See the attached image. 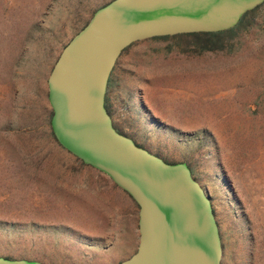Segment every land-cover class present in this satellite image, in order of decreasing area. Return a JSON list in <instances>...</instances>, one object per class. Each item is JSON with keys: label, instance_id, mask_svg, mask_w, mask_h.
I'll return each instance as SVG.
<instances>
[{"label": "rangeland", "instance_id": "rangeland-1", "mask_svg": "<svg viewBox=\"0 0 264 264\" xmlns=\"http://www.w3.org/2000/svg\"><path fill=\"white\" fill-rule=\"evenodd\" d=\"M110 1L0 0V256L109 264L121 248L136 251L138 206L133 232L121 227L122 243L106 242L102 204L77 191L116 185L57 143L47 100L61 50ZM120 92L130 97L125 119L110 101ZM105 106L117 131L189 166L211 200L220 264H264V2L226 31L134 42Z\"/></svg>", "mask_w": 264, "mask_h": 264}, {"label": "water", "instance_id": "water-1", "mask_svg": "<svg viewBox=\"0 0 264 264\" xmlns=\"http://www.w3.org/2000/svg\"><path fill=\"white\" fill-rule=\"evenodd\" d=\"M264 0H111L63 47L47 78L57 143L106 175L138 206V244L114 264H220L210 197L184 162L169 163L115 129L110 74L137 41L232 29ZM0 264H47L0 256Z\"/></svg>", "mask_w": 264, "mask_h": 264}, {"label": "crops", "instance_id": "crops-1", "mask_svg": "<svg viewBox=\"0 0 264 264\" xmlns=\"http://www.w3.org/2000/svg\"><path fill=\"white\" fill-rule=\"evenodd\" d=\"M120 94L121 96L119 97L113 95L110 101L114 109L113 112L115 113V116L118 117L117 119H125L128 114V116L132 115V110L128 106V98H130L128 96L129 92H120ZM108 112L113 122L114 113L112 111L110 112L109 110ZM148 116L150 117V120L153 119L152 114H149ZM79 189L80 190L77 191V194L80 196V199L84 200L87 203L93 202L98 205L102 204L103 213L101 214L100 218L106 221L104 225L110 228L106 230V233L104 234V240L110 243H122V239L120 238V236H122L123 233H121L119 229L121 227H128L130 228V231L133 232L136 207L135 202L120 188H118L117 186H111L110 184L109 187L106 188L107 192H104L102 194H100L99 191L92 192L87 188ZM95 217L97 219L99 218L98 215H96ZM132 251L133 250L131 246L128 248H121V250H119L116 255L114 254V256L111 257L112 261L109 264L118 263L121 260L128 258L134 253Z\"/></svg>", "mask_w": 264, "mask_h": 264}]
</instances>
